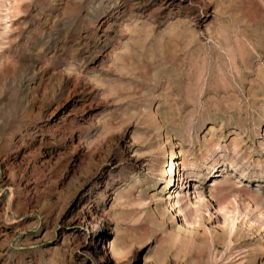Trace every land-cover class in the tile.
<instances>
[{
	"label": "rangeland",
	"instance_id": "rangeland-1",
	"mask_svg": "<svg viewBox=\"0 0 264 264\" xmlns=\"http://www.w3.org/2000/svg\"><path fill=\"white\" fill-rule=\"evenodd\" d=\"M0 264H264V0H0Z\"/></svg>",
	"mask_w": 264,
	"mask_h": 264
},
{
	"label": "bare ground",
	"instance_id": "bare-ground-1",
	"mask_svg": "<svg viewBox=\"0 0 264 264\" xmlns=\"http://www.w3.org/2000/svg\"><path fill=\"white\" fill-rule=\"evenodd\" d=\"M177 165H179V163L178 162H175ZM171 164H174V163H171ZM170 173H169V175H170V179H169V182H171V187L173 188V187H175V184H174V178H173V169H170V171H169ZM172 181H173V183H172Z\"/></svg>",
	"mask_w": 264,
	"mask_h": 264
}]
</instances>
